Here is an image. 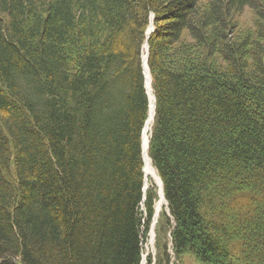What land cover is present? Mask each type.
<instances>
[{
  "label": "trees",
  "instance_id": "obj_1",
  "mask_svg": "<svg viewBox=\"0 0 264 264\" xmlns=\"http://www.w3.org/2000/svg\"><path fill=\"white\" fill-rule=\"evenodd\" d=\"M151 14L147 264H264V0H0V264H142Z\"/></svg>",
  "mask_w": 264,
  "mask_h": 264
},
{
  "label": "bare ground",
  "instance_id": "obj_2",
  "mask_svg": "<svg viewBox=\"0 0 264 264\" xmlns=\"http://www.w3.org/2000/svg\"><path fill=\"white\" fill-rule=\"evenodd\" d=\"M152 27L149 30V34H151ZM147 53H148V46L147 44H145L144 46V56H143V67H144V72H145V78H146V90L147 93L150 96V106H149V114H148V118L143 130V140H142V147H143V161L145 163V187H144V191L146 193L147 189L151 186H149V178L154 179V181L156 182L158 188H159V196H160V201L157 205V213L159 212V209L161 208L162 205H164L165 203L168 205L165 197H164V191L162 188V183L161 180L159 178V175L152 163V160L149 156L148 153V149H149V142H150V137L152 134V127H153V123H154V117H155V98H154V94H153V86H152V76L150 73V69L148 66V61H147ZM144 171V168H143ZM151 182V181H150ZM157 219V216H156ZM154 225H155V221L153 222V225L151 226V239L149 241V243L146 244L145 246V250H144V254H143V261L142 264H147V257L149 255V252H151V247L153 245L154 242Z\"/></svg>",
  "mask_w": 264,
  "mask_h": 264
},
{
  "label": "rangeland",
  "instance_id": "obj_3",
  "mask_svg": "<svg viewBox=\"0 0 264 264\" xmlns=\"http://www.w3.org/2000/svg\"><path fill=\"white\" fill-rule=\"evenodd\" d=\"M252 15H253V14L250 12V10L247 9L246 12L244 13L243 17H242V18H243V21L246 22V23H250V21H252ZM150 181H151V182H154V184L157 186L156 182H155L154 179H152V178H149V186L151 185V182H150ZM157 187H158V186H157ZM159 201H160V199L158 200V202H157L156 205H158ZM166 206H167L166 203H165L164 205H162L161 208H160L161 211H162L163 209H165ZM157 221H158V219L155 220L154 229L156 228ZM152 225H153V224H152ZM151 231H152V230H150V233L148 234V239H147L146 242H144V244H143V252H144V250H145V246H146V244L149 243V241H150V239H151ZM155 242H156V233H155V230H154V242H153V245H152V247H151V252H149V255H148V257H147L148 260H149L150 257H152L153 260H155V258H156L157 247H156ZM169 246H170V253L173 255V251H172V245H171V243L169 244ZM172 261H173V264H178L180 261H181V262H180L179 264H202L201 262H199V261L197 260V258H196L193 254H186L185 256L182 257V259H181L180 261H178V260H176L174 257H172ZM147 263H148V262H147Z\"/></svg>",
  "mask_w": 264,
  "mask_h": 264
},
{
  "label": "water",
  "instance_id": "obj_4",
  "mask_svg": "<svg viewBox=\"0 0 264 264\" xmlns=\"http://www.w3.org/2000/svg\"><path fill=\"white\" fill-rule=\"evenodd\" d=\"M153 21H154V16L152 15V22H151V26H150V28L152 27L151 32H153ZM150 28H149V30H150ZM149 38H150V35H148V39H149ZM147 46H148V53H147V61H148L149 50H150L148 43H147ZM154 98H155V97H154ZM155 101H156V100H155ZM155 108H156V102H155Z\"/></svg>",
  "mask_w": 264,
  "mask_h": 264
}]
</instances>
